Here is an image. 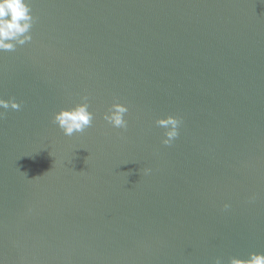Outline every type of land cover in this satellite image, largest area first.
Segmentation results:
<instances>
[{
    "label": "water",
    "instance_id": "water-1",
    "mask_svg": "<svg viewBox=\"0 0 264 264\" xmlns=\"http://www.w3.org/2000/svg\"><path fill=\"white\" fill-rule=\"evenodd\" d=\"M26 2L31 40L0 50V98L20 104L0 109L2 264L264 253V0ZM82 97L92 123L66 136L53 114Z\"/></svg>",
    "mask_w": 264,
    "mask_h": 264
},
{
    "label": "clouds",
    "instance_id": "clouds-1",
    "mask_svg": "<svg viewBox=\"0 0 264 264\" xmlns=\"http://www.w3.org/2000/svg\"><path fill=\"white\" fill-rule=\"evenodd\" d=\"M30 13L31 9L26 0H0V50H13L14 45L5 43V41L15 39L19 35H23V39L18 40L19 44H24L31 40L30 34L24 35L29 33L34 23L35 18ZM81 99L85 102L76 104L68 109H61L53 114V122L66 136H71L74 132H82L92 123L93 113L88 110L87 97H82ZM9 108L19 110L20 104L13 98L8 100L0 98V109L7 110ZM127 111L128 108L125 105L113 103L103 115V119L114 128L124 129L127 127V121L124 119V114ZM3 116L4 111H0V119ZM155 124L165 129L161 143L170 145L179 134L178 128L181 120L179 117L167 115L164 118L156 119ZM144 171L147 173L150 170L144 169ZM228 207L229 205H224V208ZM0 264H2V261H0ZM214 264H221V261L216 259ZM228 264H264V253L250 252L245 259L233 256L229 258Z\"/></svg>",
    "mask_w": 264,
    "mask_h": 264
}]
</instances>
